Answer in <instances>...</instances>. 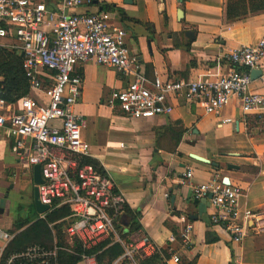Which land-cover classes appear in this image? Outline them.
<instances>
[{
    "label": "crops",
    "instance_id": "crops-1",
    "mask_svg": "<svg viewBox=\"0 0 264 264\" xmlns=\"http://www.w3.org/2000/svg\"><path fill=\"white\" fill-rule=\"evenodd\" d=\"M29 1L43 2L52 11H59L55 0ZM129 1L96 0L64 13H109L112 23L126 33L127 48L148 79L159 76L193 81L226 73L231 68L227 54L240 47H256L264 30V12L228 20V0ZM3 50L22 55L18 46ZM75 72L82 79V88L74 111L84 120L82 134L90 148L88 159L97 162L113 181L140 226L127 234L131 220L121 214L115 223L127 236L120 238L115 228L118 238L129 243L147 236L156 250L147 257L168 251L179 256L180 264H264V233H249L242 242H233L224 226L211 225L214 211L209 199L194 201L191 191L194 185L227 177L241 189L240 211H264V115L257 111L243 115L236 98L215 115L178 97L170 99V115L130 119L117 104L109 105L112 92L126 89L130 79L92 62L78 65ZM249 87L253 93L264 94L259 78ZM31 96L46 102L40 93ZM11 145L5 131H0V229L12 237L10 246L16 253L38 245L33 239H19L37 220H45L49 212L36 213L32 202L35 166L22 168ZM190 155L207 159L216 167ZM187 170L192 178L183 184ZM63 207L67 206L56 203L52 210ZM69 216L48 224L52 246L57 229L65 235ZM181 216L192 225L188 250H182L178 242H170V238L179 239ZM120 264L131 263L125 260Z\"/></svg>",
    "mask_w": 264,
    "mask_h": 264
},
{
    "label": "built area",
    "instance_id": "built-area-1",
    "mask_svg": "<svg viewBox=\"0 0 264 264\" xmlns=\"http://www.w3.org/2000/svg\"><path fill=\"white\" fill-rule=\"evenodd\" d=\"M54 12L43 2L0 0V49L18 46L29 95L8 104L0 99V131L11 140V151L22 168L39 166L43 183L38 186V202L50 212L56 203L70 210L65 229L67 239L88 250L113 236L123 247V255L112 264H136V256L147 257L156 250L147 236L129 243L115 233L114 222L126 205L113 181L82 159L89 156L83 138L84 120L74 111L81 97L82 79L78 65L92 62L114 69L130 79L126 89L114 91L109 105L117 104L125 117L135 120L170 115V99L180 98L200 105L206 114L219 115L231 98H236L243 115L254 111L264 115V94L250 91V71H264V30L256 47H240L227 54L231 68L225 73L197 80L148 79L126 45V33L112 23L107 12L67 15L65 10L91 5L96 0H55ZM238 68L246 69L240 72ZM262 73V72H261ZM264 84V72L259 77ZM0 82L2 77L0 74ZM42 94L46 102L36 99ZM228 123L230 120H224ZM184 182L192 172L183 174ZM194 201L208 199L213 209L211 225L224 226L235 243L249 233H264V211H240L241 189L222 179L192 187ZM178 242L182 250L191 248L192 225L181 216ZM12 237L0 229V264H56L58 253L70 248L33 245L5 255ZM82 264H96L94 255H81ZM166 264H180L172 254Z\"/></svg>",
    "mask_w": 264,
    "mask_h": 264
},
{
    "label": "trees",
    "instance_id": "trees-1",
    "mask_svg": "<svg viewBox=\"0 0 264 264\" xmlns=\"http://www.w3.org/2000/svg\"><path fill=\"white\" fill-rule=\"evenodd\" d=\"M262 12H264L263 0H228L227 18L230 21L241 20L249 16L251 13L259 14ZM0 74L2 77V82H0V87H2V90L0 89V99H3L6 103L11 104L28 94V83L24 77L22 59L18 53L0 49ZM258 120L259 118L255 119L254 122L258 124ZM82 163L91 165L98 173L105 176L103 169L94 160L83 158ZM69 214L70 212L67 207L50 211L46 215L45 220H37L33 223L31 227L21 234L19 240L29 242L33 239L35 240L34 242H36L35 244L51 247L54 239L52 238L50 231L47 229L48 224L55 223L56 221L69 216ZM121 214L130 217L131 220L127 234H131L140 229V226L136 221V217H131L132 212L128 208L127 204L123 206L119 216ZM117 219L115 222L118 221ZM28 222L26 224H28ZM115 222L114 229L116 228L120 238L126 239L127 234L120 228L119 224ZM30 235L31 237L29 238ZM55 236L57 246H66V248H70V250H72V253L60 251L58 253L56 264H79L81 262V255L83 254L86 256L94 255L96 264H112L123 255V247L117 243L114 238H112L113 236L88 250H83L76 242L68 243L64 234L56 232ZM44 237L46 238L43 239ZM10 245L11 244L9 243L5 249L6 256L14 254ZM25 248H22V250H16H21L19 252H22ZM15 252L19 253L18 251ZM170 256L171 254L168 251H161L160 253H155L150 257H140L138 255L135 260L136 264H166V261L170 258Z\"/></svg>",
    "mask_w": 264,
    "mask_h": 264
},
{
    "label": "water",
    "instance_id": "water-1",
    "mask_svg": "<svg viewBox=\"0 0 264 264\" xmlns=\"http://www.w3.org/2000/svg\"><path fill=\"white\" fill-rule=\"evenodd\" d=\"M125 3L130 2L129 0H124ZM23 57V55H21V58ZM261 71L258 70H253L251 72V80L254 79H258L261 76ZM190 158L198 161V162H202L206 165H212L214 167H216V164L210 162L207 159L198 157L196 155H190ZM228 169H236V167H232L229 166ZM222 182L229 184V179L227 177L222 178ZM43 183L42 177H41V171H40V167L39 166H35L33 168V184H34V191H33V203H34V207H35V211L37 214H44L48 211V207L47 206H43L40 204V202H38V186L41 185ZM208 199H210V197H208Z\"/></svg>",
    "mask_w": 264,
    "mask_h": 264
},
{
    "label": "rangeland",
    "instance_id": "rangeland-1",
    "mask_svg": "<svg viewBox=\"0 0 264 264\" xmlns=\"http://www.w3.org/2000/svg\"><path fill=\"white\" fill-rule=\"evenodd\" d=\"M27 95H29V94H27ZM63 228H64V227L61 226V227H60V230L62 231ZM56 232H58V229L56 230ZM56 232H55V233H56ZM65 238H66V240H67V237H66V236H65ZM68 241H69V240H68Z\"/></svg>",
    "mask_w": 264,
    "mask_h": 264
}]
</instances>
